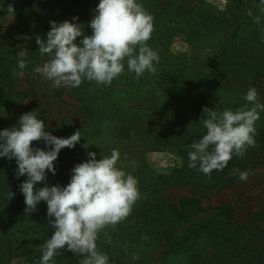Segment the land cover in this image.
Returning <instances> with one entry per match:
<instances>
[{
    "label": "trees",
    "instance_id": "trees-1",
    "mask_svg": "<svg viewBox=\"0 0 264 264\" xmlns=\"http://www.w3.org/2000/svg\"><path fill=\"white\" fill-rule=\"evenodd\" d=\"M36 0H0L1 6H25L32 10ZM65 4L66 14L61 21L71 20L75 15L77 23H81L85 35L92 32L88 23L94 15L98 0H60ZM255 1L261 9L259 18L253 22L251 30L236 27L237 41H231L230 51H220L217 71L210 83L216 93L223 95L227 90L234 94L240 106H249L243 96L247 90L255 86L259 93V84L264 80V4ZM145 9L152 13L154 29L147 43L159 54L155 62L157 71H145L139 78L134 71H125L114 78L111 84H100L94 80L84 79L78 87H70L78 98L81 108L77 122L62 120L54 132L57 136H68L79 129L82 134L74 147H63L54 162L55 174L48 172L46 181L37 182L64 185L69 182L74 164L86 159V154L79 144L94 138L102 132L105 120H112L118 114L119 104L115 93L131 84H146L158 79L162 73L170 71V45L177 33L184 32L187 41L198 33L204 23L211 24L206 0H141ZM22 10H17L19 15ZM213 25V24H212ZM179 31V32H178ZM77 40L81 37H77ZM18 39H0V97L4 108L10 110L19 104L25 94L18 90L21 77L13 75L18 60L29 61L24 69V77L28 85H32L33 66L26 55L20 54ZM229 44H226L225 47ZM224 47V49H226ZM30 90L32 88H29ZM29 89L25 91L28 92ZM262 94L258 99L261 101ZM35 111L39 118L44 117L33 105L28 111ZM198 125L201 112L197 109ZM263 118L255 134L256 144L249 146L243 156L233 155L223 170H213L210 175L196 168L189 167V151L187 144H176L174 147L181 156L178 165L167 172L140 170L136 173L140 198L135 201L127 217L116 225L103 228L96 240L97 247L106 252L110 264H148L153 247L163 246V256L187 254L188 264H264V206L259 207L243 222L235 220V208L232 203L224 202L215 206L214 213L205 219H196L203 207L195 192L211 191L231 186L238 179L234 169L250 170L264 164V111ZM18 126L19 124H14ZM14 125H5L3 128ZM199 134L206 132L205 126H198ZM116 130H120L118 125ZM161 138L165 132H156ZM156 140V139H155ZM33 145L44 147V141L34 140ZM61 156L63 157L61 164ZM59 163V164H58ZM15 158L0 157V264H9L16 256H30L39 262L41 245L50 237L54 228L49 224L47 204L39 202L35 211L25 210L24 195L20 183L26 174L16 176ZM145 168V167H144ZM139 169V168H138ZM170 187H186L190 193L176 201L163 199L161 193ZM201 238H208V250L198 248ZM83 254H73L66 247L53 258L54 264H81Z\"/></svg>",
    "mask_w": 264,
    "mask_h": 264
},
{
    "label": "clouds",
    "instance_id": "clouds-1",
    "mask_svg": "<svg viewBox=\"0 0 264 264\" xmlns=\"http://www.w3.org/2000/svg\"><path fill=\"white\" fill-rule=\"evenodd\" d=\"M264 4V0H260ZM153 15L141 0H98L88 22L92 28L85 35L77 16L71 20L50 21L46 39L36 42L41 55L49 58L34 71L51 81L52 87H78L84 79L111 84L125 71H134L139 78L145 71L155 73L160 57L147 41L154 29ZM81 39L77 40V37ZM23 55V54H22ZM29 61L19 59L13 75L22 77ZM255 86L243 98L251 104L235 110L204 106L207 117L202 123L206 132L191 143L189 167L210 175L223 170L233 155L243 156L256 144V121L264 102L258 99ZM19 125L0 128V157L15 158L16 176L26 174L20 183L28 212L35 211L41 201L47 204L49 224L54 228L41 245L39 264H54L61 248L83 254L81 264H110L106 252L97 247L99 232L107 225H116L129 215L140 198L138 178L118 166L120 152L97 158L95 151L88 159L74 164L69 182L37 186L46 181L48 172L55 174L60 150L74 147L82 137L79 129L68 136H57L46 130V123L35 111L19 117ZM43 140L44 147L32 144ZM251 170L234 169L239 179L246 180Z\"/></svg>",
    "mask_w": 264,
    "mask_h": 264
},
{
    "label": "rangeland",
    "instance_id": "rangeland-1",
    "mask_svg": "<svg viewBox=\"0 0 264 264\" xmlns=\"http://www.w3.org/2000/svg\"><path fill=\"white\" fill-rule=\"evenodd\" d=\"M206 2V8L214 17L211 24L204 23L198 33L189 37L192 41H187L188 36L178 31L170 45L167 61L171 64L170 71L162 73L150 83L131 84L115 93L119 119L116 114L114 119L105 120L99 135L79 144L86 159L89 151H95L97 158H100V155H110L115 148L120 152L118 166L135 176L140 168H143V172L146 169L148 172H167L181 161L174 146L180 143L191 146L192 141L201 136L199 132L203 128L199 130L197 127L199 116L195 114L196 109L202 114L199 125L204 126L202 121L207 117V113H203L204 106L218 110L241 107L234 94L227 90H223V95L217 94L210 80L218 69L216 66L222 48L228 52L229 42L238 40L236 27L240 25L251 30L261 9L253 0ZM33 4L32 10H27L25 6L14 8L0 5V39H18L20 54L29 58L34 69L49 58L48 54H40L37 36L46 39L50 21H61L66 8L60 0H36ZM17 10H22L19 15L16 14ZM226 44H229L227 48ZM28 76L32 77V85H28L22 76L17 87L25 92L19 104L8 110L0 97V128H3V124H19V117L28 112L32 105L44 117L46 130L53 134L62 120L77 122L81 119V104L70 87H52L50 80L34 70ZM26 89L29 91L26 92ZM259 93L262 94L261 102H264V80L259 84ZM262 119L260 117L256 121V128ZM116 125L120 130L115 129ZM156 132H165L164 137L161 138ZM62 159L61 156L60 164ZM250 170L246 180L238 179L231 186L216 190L195 192L203 207L196 219L208 218L214 213L216 205L230 202L235 208V220L243 222L250 213L264 206V164ZM189 193L186 187H170L161 193V197L176 201ZM207 239L201 238L198 248L208 250ZM152 250L148 264H188L190 260L187 254L163 256V246H155ZM9 264L39 262L26 255L12 258Z\"/></svg>",
    "mask_w": 264,
    "mask_h": 264
}]
</instances>
